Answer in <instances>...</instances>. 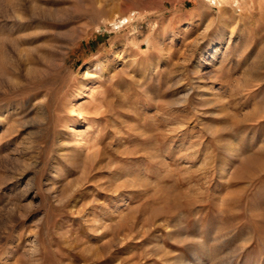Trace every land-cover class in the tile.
<instances>
[{
    "label": "rangeland",
    "instance_id": "rangeland-1",
    "mask_svg": "<svg viewBox=\"0 0 264 264\" xmlns=\"http://www.w3.org/2000/svg\"><path fill=\"white\" fill-rule=\"evenodd\" d=\"M0 264H264V0H0Z\"/></svg>",
    "mask_w": 264,
    "mask_h": 264
},
{
    "label": "bare ground",
    "instance_id": "bare-ground-1",
    "mask_svg": "<svg viewBox=\"0 0 264 264\" xmlns=\"http://www.w3.org/2000/svg\"><path fill=\"white\" fill-rule=\"evenodd\" d=\"M210 3H216L217 1H222V0H208ZM79 96V93L76 95ZM76 101V98L74 99V102ZM120 189V188H119ZM116 191V190H115ZM118 191V190H117ZM120 194V193H119Z\"/></svg>",
    "mask_w": 264,
    "mask_h": 264
}]
</instances>
